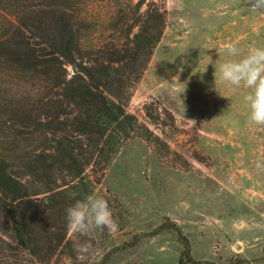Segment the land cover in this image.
Segmentation results:
<instances>
[{"label":"rangeland","instance_id":"1","mask_svg":"<svg viewBox=\"0 0 264 264\" xmlns=\"http://www.w3.org/2000/svg\"><path fill=\"white\" fill-rule=\"evenodd\" d=\"M70 2L86 57L131 45L152 4L164 15L160 39L138 56L145 66L126 102L138 132L105 169H86L91 195L108 201L118 229L75 236L66 225V244L52 240L39 261L0 225V264H264V126L249 118L248 90L222 83L216 71L230 59L226 44L242 54L264 47V9L256 0ZM12 24L10 10H0V39ZM6 54L0 47V111L10 116L32 79ZM36 197L29 218L41 238L50 233L45 222L60 216L43 212L48 201ZM84 241L91 248L82 260L76 245Z\"/></svg>","mask_w":264,"mask_h":264},{"label":"trees","instance_id":"2","mask_svg":"<svg viewBox=\"0 0 264 264\" xmlns=\"http://www.w3.org/2000/svg\"><path fill=\"white\" fill-rule=\"evenodd\" d=\"M71 7L70 0H0V10H10L13 23L0 47L14 69L32 79L29 96L13 102L11 115L0 111V225L6 229L0 232L39 261L52 240L66 244V208L91 195L86 169H105L138 132L126 102L145 66L138 56L151 53L164 23L163 12L152 4L128 40L131 45L98 47L86 57ZM38 195L48 201L43 212L60 216L52 226L45 222L50 233L41 238V225L29 218Z\"/></svg>","mask_w":264,"mask_h":264},{"label":"clouds","instance_id":"3","mask_svg":"<svg viewBox=\"0 0 264 264\" xmlns=\"http://www.w3.org/2000/svg\"><path fill=\"white\" fill-rule=\"evenodd\" d=\"M230 59L221 62L216 71L219 79L234 89H247L243 100L249 108V118L256 125L264 126V47H251L246 54L235 44L224 46ZM66 225L72 235H87L95 229H118L108 201L96 195H87L65 210ZM91 245L88 241L78 243L76 250L84 259Z\"/></svg>","mask_w":264,"mask_h":264},{"label":"water","instance_id":"4","mask_svg":"<svg viewBox=\"0 0 264 264\" xmlns=\"http://www.w3.org/2000/svg\"><path fill=\"white\" fill-rule=\"evenodd\" d=\"M260 6L264 9V0H256Z\"/></svg>","mask_w":264,"mask_h":264}]
</instances>
